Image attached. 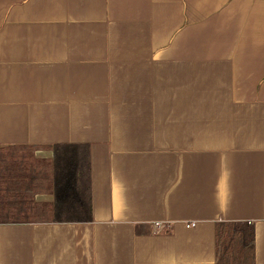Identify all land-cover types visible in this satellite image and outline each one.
<instances>
[{
	"label": "crops",
	"instance_id": "0c3cea01",
	"mask_svg": "<svg viewBox=\"0 0 264 264\" xmlns=\"http://www.w3.org/2000/svg\"><path fill=\"white\" fill-rule=\"evenodd\" d=\"M55 144L92 218L0 222V264H216L219 222L264 264V0H0V147Z\"/></svg>",
	"mask_w": 264,
	"mask_h": 264
},
{
	"label": "trees",
	"instance_id": "16d2710c",
	"mask_svg": "<svg viewBox=\"0 0 264 264\" xmlns=\"http://www.w3.org/2000/svg\"><path fill=\"white\" fill-rule=\"evenodd\" d=\"M50 147L52 156L45 159L36 158L33 147H0V192L10 200L0 203V222L91 220L88 151L78 144ZM22 171L25 199L18 201ZM39 192L51 194V202L36 201ZM215 251L216 264H253L252 228L244 222L217 223Z\"/></svg>",
	"mask_w": 264,
	"mask_h": 264
},
{
	"label": "built area",
	"instance_id": "2783aa9c",
	"mask_svg": "<svg viewBox=\"0 0 264 264\" xmlns=\"http://www.w3.org/2000/svg\"><path fill=\"white\" fill-rule=\"evenodd\" d=\"M155 228H158L160 226V223H154L153 225Z\"/></svg>",
	"mask_w": 264,
	"mask_h": 264
}]
</instances>
